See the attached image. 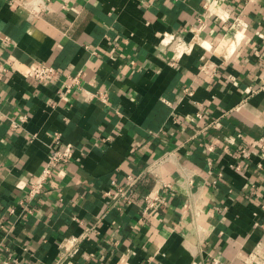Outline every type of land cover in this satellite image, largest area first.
<instances>
[{"label":"crops","instance_id":"0c3cea01","mask_svg":"<svg viewBox=\"0 0 264 264\" xmlns=\"http://www.w3.org/2000/svg\"><path fill=\"white\" fill-rule=\"evenodd\" d=\"M0 60V264L86 230L61 264H264V0H0ZM56 134L73 155L28 213Z\"/></svg>","mask_w":264,"mask_h":264},{"label":"built area","instance_id":"2783aa9c","mask_svg":"<svg viewBox=\"0 0 264 264\" xmlns=\"http://www.w3.org/2000/svg\"><path fill=\"white\" fill-rule=\"evenodd\" d=\"M175 40V39H174ZM133 62V60H131ZM9 69L5 61L0 60V72H5ZM24 76L33 78L38 81L50 80L52 78H57L60 76L61 71L55 66L46 64L44 62H34L28 66V68H18L17 69ZM83 72L79 71L76 74H67L64 78V87L59 90L58 95L61 100L65 98V94L70 90L81 87V77ZM94 97L105 99V94L101 91L92 93ZM15 125H17L15 123ZM109 139V138H107ZM73 155V145L71 143H64L60 140L59 134H56L54 142L50 146V153L46 162L42 165L39 174L30 182L29 189L26 195L19 201L20 204L26 209V212H32V208L29 207V202L37 195H39L45 185L48 183L49 179L53 176L55 167L60 164L68 162ZM143 172H154L152 167L148 165L144 168ZM138 176L128 174L123 183L112 182L114 188H109L105 191V194L111 195L114 202L120 201L123 203H131V193L134 190ZM166 185V184H164ZM160 199L158 194H148L145 196L146 208L155 206V203ZM264 206V202H263ZM13 211V210H12ZM92 229V228H91ZM89 229V230H91ZM87 230L78 236L70 237L66 240L63 246V253L61 254L60 260L56 264H61L62 260L73 256L79 250V244L87 236ZM214 264L216 261L214 260Z\"/></svg>","mask_w":264,"mask_h":264}]
</instances>
